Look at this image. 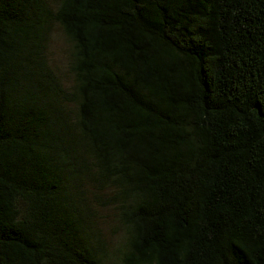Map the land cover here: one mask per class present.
<instances>
[{
    "label": "trees",
    "instance_id": "trees-1",
    "mask_svg": "<svg viewBox=\"0 0 264 264\" xmlns=\"http://www.w3.org/2000/svg\"><path fill=\"white\" fill-rule=\"evenodd\" d=\"M0 264H264V0H0Z\"/></svg>",
    "mask_w": 264,
    "mask_h": 264
},
{
    "label": "rangeland",
    "instance_id": "rangeland-1",
    "mask_svg": "<svg viewBox=\"0 0 264 264\" xmlns=\"http://www.w3.org/2000/svg\"><path fill=\"white\" fill-rule=\"evenodd\" d=\"M68 49L69 44L66 42L60 31L56 29L52 36L49 52L55 65L57 68H59V74L62 76L65 82L70 80L67 67ZM101 221L103 223L102 231L113 247L117 246L120 242H123V230L121 227H119L117 219L112 215V212L105 210L101 214Z\"/></svg>",
    "mask_w": 264,
    "mask_h": 264
}]
</instances>
